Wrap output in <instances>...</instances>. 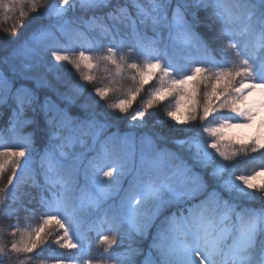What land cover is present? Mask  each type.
<instances>
[{
    "label": "snow or ice",
    "instance_id": "snow-or-ice-1",
    "mask_svg": "<svg viewBox=\"0 0 264 264\" xmlns=\"http://www.w3.org/2000/svg\"><path fill=\"white\" fill-rule=\"evenodd\" d=\"M30 13L36 26L19 32ZM0 14L14 21L0 36V136L11 134L0 219L43 217L11 226L10 244L0 228V264H45L37 250L53 223L68 250L55 264H93L91 232L99 264H264V166L229 163L264 161V0H0ZM73 34L101 54L58 50ZM45 36L54 43L41 47ZM63 63L85 70L83 83L62 80ZM101 64L134 84L107 106L113 87L86 88Z\"/></svg>",
    "mask_w": 264,
    "mask_h": 264
},
{
    "label": "trees",
    "instance_id": "trees-1",
    "mask_svg": "<svg viewBox=\"0 0 264 264\" xmlns=\"http://www.w3.org/2000/svg\"><path fill=\"white\" fill-rule=\"evenodd\" d=\"M145 4H147V0H143ZM36 14L30 13L29 14V20H32V17H34ZM71 15V14H70ZM14 21L12 19L5 20L3 15L0 14V36H3L5 31L12 26ZM25 23H28V20L25 21ZM43 23H48L47 21H43ZM37 24V21L32 20V23L29 24V28L26 29H18L19 32H23L27 34V32L31 31ZM59 35V34H57ZM7 39H13L14 37L8 36ZM54 43L53 37H48L45 40L42 41L41 47H43L44 44H52ZM60 45H66V49H59L58 50H66L67 54L72 55L73 57L77 56L79 54V51L81 50H87L86 45L79 40V37L73 34L72 40H66L64 38H61L59 41ZM88 54L92 55H99L101 53H97L95 51H88ZM45 61L48 64H56L50 56L45 54ZM186 67H187V62ZM85 70L77 71L74 69L71 65H68L66 63L60 64L58 68V75L62 80L68 81L70 83L73 82H81L80 77L84 74ZM115 67L112 65H104L101 64L99 67H94L91 69V74L94 76V80L92 83H89L86 85V88L90 91H94L97 87H105V86H111L114 88L113 91L109 92L108 97L106 100L101 101V104L104 106H107L108 104L116 103L121 99H124L126 97V92L128 89L134 87V84L132 80L130 79V76L132 75L131 72L127 74V77L125 78H118L115 75ZM116 81L115 84H113V81ZM156 82L150 81L149 85L145 86V89L140 93V96L137 98V101L134 102L133 110L140 107L142 104V97H145L149 94V91L152 87H155ZM98 99V98H97ZM169 108L174 107L175 105V99L168 97L165 101ZM164 109L162 106H154L153 109L150 111L157 113L158 115H162V112ZM183 110V109H182ZM111 111V109H109ZM132 114V111L129 112V115ZM171 123V122H169ZM167 126H165L166 128ZM191 127V125H189ZM115 131V129H113ZM197 135H199V131L197 130ZM183 135V134H180ZM189 135H192V133H189ZM201 140L204 141H210V137H208L206 134H204L202 137H200ZM4 143H11V134L8 133L6 130L3 131L2 136H0V144ZM0 150H3L0 148ZM230 164L236 165L235 172L236 174H248L251 175L254 171H259L262 166H264V161H262L259 158V154H252L250 156H244L243 154L237 156L233 161L229 162ZM11 175V168H7L3 173H0V187H4L7 183L8 177ZM42 181V177L40 178ZM254 206H258L254 205ZM25 217H28V219H25ZM43 217L40 215L32 216L29 212H21L19 221L14 217L13 219H0V228L5 229L3 233V239L6 242H9L13 239V237L9 234L11 230H14L11 226L16 225L19 223L20 230L21 231H31L32 228L39 227L42 223ZM83 230H87V225L85 224L83 226ZM48 231L51 233V235L48 236V243L46 245H42L41 249H38L37 251H42L41 260L45 261V264H55V258L56 254L60 253H67L68 250L60 249L55 243L54 240L62 235V230L58 229L57 226L53 223L48 225ZM43 235V234H42ZM88 236L91 240L94 241L92 248L89 251V256L93 258V264H99V256L103 251V246L99 245L96 232L88 233ZM19 239V235L16 237ZM146 247V246H145ZM121 253H123L125 250L120 249ZM73 254H75V250H72ZM35 255V253L33 254ZM24 257H21L23 259ZM16 257H12V261H15ZM137 260H143V256L137 257ZM85 257L83 256H77V258L73 261V264H84ZM28 264H40V260H29ZM109 264H121L119 260H112L109 261Z\"/></svg>",
    "mask_w": 264,
    "mask_h": 264
},
{
    "label": "rangeland",
    "instance_id": "rangeland-1",
    "mask_svg": "<svg viewBox=\"0 0 264 264\" xmlns=\"http://www.w3.org/2000/svg\"><path fill=\"white\" fill-rule=\"evenodd\" d=\"M48 37H50V36H45V37H43V38H42V41L45 40V39L48 38ZM229 134H230V133H229ZM136 149H137V151H139V144H138V143H137ZM261 181H264V177H258V178H257V181H255V182H256V183H260Z\"/></svg>",
    "mask_w": 264,
    "mask_h": 264
}]
</instances>
